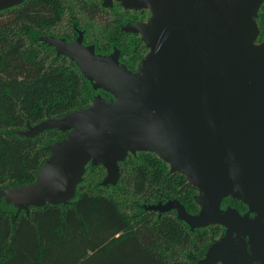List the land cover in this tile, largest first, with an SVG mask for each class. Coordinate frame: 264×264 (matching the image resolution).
<instances>
[{
  "label": "water",
  "instance_id": "1",
  "mask_svg": "<svg viewBox=\"0 0 264 264\" xmlns=\"http://www.w3.org/2000/svg\"><path fill=\"white\" fill-rule=\"evenodd\" d=\"M21 0H0V9ZM146 8L144 22L127 24L148 47L137 70L117 52L97 56L94 48L54 39L94 86L113 92L63 114L29 124L66 130L49 144L37 178L0 191L19 207L66 201L76 192L88 161L102 163V182H116L118 161L128 151L148 149L197 187L199 209L178 198L152 204L174 207L190 227L236 222L253 231L254 252L264 261V237L255 218L223 209L226 195L250 204L264 197V41L256 42L255 19L262 0H118ZM112 0H103L110 5ZM229 236L211 243L195 264H246L244 244ZM264 263V262H263Z\"/></svg>",
  "mask_w": 264,
  "mask_h": 264
},
{
  "label": "trees",
  "instance_id": "2",
  "mask_svg": "<svg viewBox=\"0 0 264 264\" xmlns=\"http://www.w3.org/2000/svg\"><path fill=\"white\" fill-rule=\"evenodd\" d=\"M63 8V0H24L0 9V189L36 180L49 144L66 134L55 126L27 130L29 124L85 106L97 93L113 96L94 86L73 60L56 61L35 43L42 29L61 20ZM255 19V41L262 42L264 0ZM118 163L119 177L108 183L118 189L122 179H131L133 191L145 196L133 201L132 212L111 191L83 188L82 179L66 201L28 207L0 191V264H194L217 224L192 228L175 208L158 210L152 204L178 198L195 212L197 187L148 149L128 151ZM87 164L96 166L88 161L83 176Z\"/></svg>",
  "mask_w": 264,
  "mask_h": 264
},
{
  "label": "flooded vegetation",
  "instance_id": "3",
  "mask_svg": "<svg viewBox=\"0 0 264 264\" xmlns=\"http://www.w3.org/2000/svg\"><path fill=\"white\" fill-rule=\"evenodd\" d=\"M23 1L24 0H21L20 2L12 4L7 7L17 5ZM116 1L118 0H112L110 5H104L103 0H88V1L78 0L77 2V7L79 8V10L85 11L91 17L96 16L99 19L103 20L104 17L107 18L109 14H111V20L113 23L115 22L114 24L116 25V30H115L116 32L107 39V42L100 41V39L97 38L91 41H87L86 38L88 35L87 34L88 28L86 25L80 26L79 21H77V17H75L73 13L69 15L71 18L69 19L70 20L69 31H65V30L61 31V28L59 27L61 23H66V20H64L65 12H66L65 9L68 6L66 0H63L64 8H63L61 20L54 21L53 22L54 24H51L49 25V27L42 29L35 43L40 45L41 49L43 50L47 49L50 52V56L55 58L56 61L60 60V58L63 59L65 58L66 60H73L75 62V60L71 58L67 53L61 51L55 45L53 40L57 39V40H62L63 42L66 43H73L75 42V40L79 38L81 44L92 46L94 48V53L97 56H109L113 52H117L118 59L120 62L126 64V66L132 71L137 70L140 65L141 59L139 60L137 59L138 63H134V62L132 63L130 61L126 62L125 61L126 59H123L122 55L124 54L125 45L123 39H121L120 36L128 33V34H137L138 37L140 38V34L138 32L126 30L125 26L127 24H134V23H140L146 21L150 13L146 8H140V9L126 8L122 5L120 1L117 8L115 6ZM17 23H35V22L19 21ZM25 35L28 36V32H25ZM134 64L137 65L133 67ZM220 206L223 209L232 208L234 210H237L240 214H245V216L248 218H253V219L255 218L256 223L260 226V233L262 234V237H264V197H261L259 200L257 199L256 201H253L250 204H248L247 202L243 201L241 198L233 197L231 195H226L221 199ZM214 224H217L216 227L217 235L215 234V236L212 237L210 241H212L213 239L216 240L218 238H221L224 235V237L229 236L230 241L233 242L231 244L235 245L236 242L235 235H238L241 239V242L244 244V251L246 254L245 263L264 264L263 258L258 257V254L254 252V248L252 245L253 231L250 228L246 226L244 227L242 226V224L236 222L234 225H232V229H229L230 231L227 232L228 229L224 223L216 222ZM209 245L210 244H208V246ZM205 252L206 250L203 252L202 256L205 254ZM212 263L221 264V260L217 259Z\"/></svg>",
  "mask_w": 264,
  "mask_h": 264
},
{
  "label": "rangeland",
  "instance_id": "4",
  "mask_svg": "<svg viewBox=\"0 0 264 264\" xmlns=\"http://www.w3.org/2000/svg\"><path fill=\"white\" fill-rule=\"evenodd\" d=\"M88 1V0H87ZM67 7L65 9V18L66 23H61L60 27L61 31H69L70 29V14L73 13L75 17H77V21H79L80 26H87V41H91L93 39H100V41H106L107 39L115 34L116 25L111 20V14L106 18L104 17L103 20L99 19L98 17H91L89 14H87L83 10H79L77 7L78 0H66ZM119 4V1H116L115 6L117 7ZM118 8V7H117ZM72 11V12H70ZM121 39L124 41L125 49L124 54L122 55L123 59H126L127 61L138 63L137 55L144 54L146 49L142 43V41L137 40L139 37L137 34H128L120 36ZM53 54V53H51ZM137 64H134L133 67H135ZM99 163V162H97ZM96 166H90L87 164L86 166V172L84 173V176L82 177V186L83 188H91L92 190L96 189L97 187L101 188L102 190H108L111 191L113 194H115L118 199L120 200V206L127 210L128 212H132L131 205L133 201L139 200L140 202L145 200V196L141 195L139 193H135L133 191L132 187V180L131 179H122L121 182L118 184L120 185V188H114L112 184L104 183L106 185H103L97 183V181H102V178L105 176L107 170L106 167L100 163ZM128 172V171H127ZM123 172L121 173V175ZM131 172L129 171L127 176H130ZM125 187V189H124ZM243 200V199H242ZM244 201V200H243ZM246 202V201H245ZM217 232H215L216 234ZM213 235V237L215 236ZM217 235V234H216ZM224 238V235L221 238H218L216 240L210 241L208 240V244L213 243L214 241H218ZM235 243L241 242V239L238 235H235ZM246 257H244L245 260ZM186 259V258H185Z\"/></svg>",
  "mask_w": 264,
  "mask_h": 264
}]
</instances>
